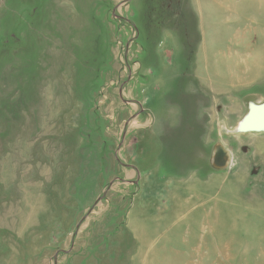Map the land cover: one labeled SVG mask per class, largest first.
<instances>
[{
  "label": "rangeland",
  "instance_id": "1",
  "mask_svg": "<svg viewBox=\"0 0 264 264\" xmlns=\"http://www.w3.org/2000/svg\"><path fill=\"white\" fill-rule=\"evenodd\" d=\"M257 104L264 0H0V264H264Z\"/></svg>",
  "mask_w": 264,
  "mask_h": 264
},
{
  "label": "water",
  "instance_id": "2",
  "mask_svg": "<svg viewBox=\"0 0 264 264\" xmlns=\"http://www.w3.org/2000/svg\"><path fill=\"white\" fill-rule=\"evenodd\" d=\"M237 130L241 132L264 131V104L251 105L246 115L241 119ZM230 163L228 149L221 143H216L213 148L211 165L215 169H224Z\"/></svg>",
  "mask_w": 264,
  "mask_h": 264
},
{
  "label": "bare ground",
  "instance_id": "3",
  "mask_svg": "<svg viewBox=\"0 0 264 264\" xmlns=\"http://www.w3.org/2000/svg\"><path fill=\"white\" fill-rule=\"evenodd\" d=\"M240 123V122H239ZM239 123H238V125H239Z\"/></svg>",
  "mask_w": 264,
  "mask_h": 264
}]
</instances>
